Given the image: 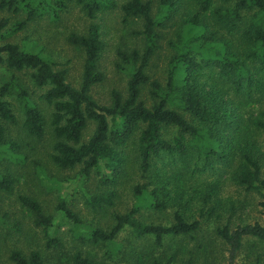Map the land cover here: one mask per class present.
Instances as JSON below:
<instances>
[{"label": "trees", "instance_id": "1", "mask_svg": "<svg viewBox=\"0 0 264 264\" xmlns=\"http://www.w3.org/2000/svg\"><path fill=\"white\" fill-rule=\"evenodd\" d=\"M182 1L186 11L175 19ZM70 4L90 20L84 32H72L67 38L84 53L78 87L67 81V70L57 68L53 59L36 52L32 45L7 39L45 16L59 20ZM119 6L116 0H0V12L6 14L0 19V151L14 155L20 149L9 134L12 131L23 132L33 141L51 134V162L60 169L79 167L73 182L85 205L96 211L113 205L117 186L129 169L128 144L135 142V164L143 180L133 188L137 203L130 211L115 214L111 228H95L87 239L111 245L128 229L136 238H151L152 248L159 250L158 256L149 254L148 264H174L178 249L185 247L178 243L169 253L167 241L193 238L204 221L222 216L217 212L222 209L221 202L216 201L221 181L207 182L204 187L197 184V189L188 186V194L177 184L186 176L190 181L197 174L232 167V180L259 196L264 215V0H125ZM117 7L124 23L141 22V30L135 33L142 36V47L117 50V68L128 75L126 95L112 90L110 104L105 106L91 94L92 86L104 80L98 61L105 43L96 20ZM170 22L172 36L167 42L174 52L161 82L148 69L161 50ZM19 73L26 74L35 88L43 89L37 99L32 98L34 92L26 89ZM144 88L148 102L141 98ZM11 98L18 102L21 115L16 114ZM242 104L251 108L240 114ZM89 126H93L92 133L84 140ZM170 128L174 134L167 140L164 130ZM170 169L171 175L164 173ZM93 175L97 177L96 193L86 185ZM17 181L7 168L0 170V191L12 193ZM196 198L197 219L188 214V206ZM16 200L29 211L34 226L41 228L46 247L61 248L51 232L58 227L53 214L33 195L19 193ZM230 204L229 218L214 228L227 247L226 264H234L245 239L264 241V223L234 225L235 205L233 201ZM55 207L65 219L80 223L65 201L59 200ZM141 207L154 213L175 209L171 223L162 225L136 217ZM8 259L10 264L48 261L42 250L28 254L11 250ZM69 259L72 264H94L80 250L72 252ZM193 263V257L184 262ZM204 264L222 263L207 258ZM254 264L262 263L257 258Z\"/></svg>", "mask_w": 264, "mask_h": 264}, {"label": "rangeland", "instance_id": "2", "mask_svg": "<svg viewBox=\"0 0 264 264\" xmlns=\"http://www.w3.org/2000/svg\"><path fill=\"white\" fill-rule=\"evenodd\" d=\"M116 1L119 6L125 0ZM185 4L182 1L181 5L183 7L177 13L175 19L186 11ZM157 11L158 8H155L154 13ZM5 15L4 12H0V19ZM96 21L101 25V35L105 43L104 52L98 61V68L104 74V80L92 86L91 94L98 104L107 106L111 101L112 90H119L123 96L126 95L128 75L117 68L119 62L117 50H124L126 47L128 49L141 48L142 36L137 35L135 32L141 30L142 25L139 20H129L124 23L122 12L118 7L110 11H104ZM89 22L90 20L82 14L78 6L70 4L69 11L61 12L59 20H53L45 16L42 20L29 24L27 29L7 39L11 42L32 45L36 52H42L53 59L57 68L67 70V81L78 87L81 82L84 53L81 48L70 44L67 38L72 32H84ZM171 23L166 29L169 32L164 33L165 37L160 42L161 50L149 63V74L155 76L161 82L165 77L164 67L174 52L170 48L169 42H167L168 37L172 36ZM173 39L174 37H172ZM18 76L26 89L29 92H34L32 98L37 99L43 89L35 88L26 74L19 73ZM142 92L141 98L148 102L147 89L144 88ZM11 100L16 114L21 115L18 102L14 98H11ZM262 104L263 102L260 103L261 106ZM239 106L240 110L238 112L240 114L251 108V105L242 104ZM262 108L264 109V106ZM256 112L257 110L254 112L255 116L257 115ZM92 130L93 126L87 128L84 140L88 139ZM16 131L9 134L19 142L20 149L15 150L14 155H9V151H7L6 153L10 157L9 160H6V153L0 151V170L7 168L8 172L11 171L18 180L12 193L0 191V264H10L9 253L15 249H19L25 254L32 250H42L45 259L48 258L46 264H72L69 257L75 250H80L84 256L88 255L94 264H126L131 262L133 264H148L147 261L151 252L154 253V257L158 256L159 250L152 248L153 240L151 238H136L128 229L122 231L117 236L115 244L111 245L95 244L87 239L95 228L103 230L111 228L114 224L115 214L130 211L137 203L133 188L138 183H143V180L140 178L135 164L136 158L133 153V149L136 148L135 142L128 144L127 150L130 152L128 153L130 156L127 157V162L129 169L123 176L122 183L117 186L113 205L95 211L85 205L81 194L78 192V185L76 186L73 182L74 175L79 171V167L60 169L51 162L49 156L53 142L52 135L46 134L42 140L33 141V139L25 136L23 132ZM173 134L174 129L164 130V137L167 140H170ZM164 162L166 163V159ZM232 169L230 167L229 171H226L227 168H225L224 171L203 172L197 174L190 181L187 180L189 176H186L188 175L186 174V178L177 181V184L181 185V188L185 189L188 194L191 192L188 186L197 189V184H203L200 186L204 187L207 182L221 181L216 201L221 202L222 209L217 208V212L222 216L220 219L204 221L200 230L194 234L195 240L194 237L183 239L177 237L174 240H168L167 243L170 246L166 249L167 251L173 250L178 243L185 247L184 250L178 249V257L174 264H184L186 259L190 257L194 258L193 264H204L207 258H211V260L214 258L222 264L228 262L227 247L217 238L214 228L216 225L225 224L231 214V211L227 209L231 207L230 202L232 201L235 205V215L232 217L234 225L254 223L255 221L264 223V215L259 206V196L256 193L246 192L242 187L237 186L229 173L232 172ZM164 173L171 175L173 172L170 169L168 173ZM96 180L97 177L93 175L86 184L88 190L93 193L99 190ZM19 193L35 196L44 209L53 214L55 225L58 227L55 230L52 229L51 232L61 242V248L46 247L47 242L41 228L34 226L29 211L22 208L16 200ZM59 200L65 201L78 214L80 223H73L59 215L55 207ZM174 209V207H168L163 212L154 213L141 207L135 216L146 223L167 225L172 221ZM196 210L197 198L188 206V214L193 215L195 219H197ZM213 218L215 217L213 216ZM82 236L86 239H83ZM81 238L83 241L80 240ZM117 246L119 247L117 248ZM257 258L260 263L264 264V241L247 238L244 240L243 247L237 253L234 264H254Z\"/></svg>", "mask_w": 264, "mask_h": 264}]
</instances>
